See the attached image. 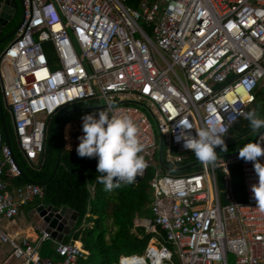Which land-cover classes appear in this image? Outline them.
Wrapping results in <instances>:
<instances>
[{"label":"built area","instance_id":"2783aa9c","mask_svg":"<svg viewBox=\"0 0 264 264\" xmlns=\"http://www.w3.org/2000/svg\"><path fill=\"white\" fill-rule=\"evenodd\" d=\"M19 2L21 22L0 55V87L24 158L36 165L49 116L82 102L99 101L109 115L119 109L138 129L146 167L137 176L150 171L152 220L134 227L152 236L142 255L121 256L117 264H175L173 258L229 264V257L232 264H264L253 162L232 151L203 163L176 139L186 123L192 136L214 129L227 145L237 124L248 120L255 92L264 87V0H156L138 9L123 0ZM139 106L153 116L157 135ZM258 131L251 142L264 144ZM191 157L198 170L172 173ZM258 159L264 163V156ZM233 164L241 170L242 201L230 191ZM19 174L0 130V242L21 264H76L87 252L75 241L58 242L42 230L31 240L2 229L20 206L43 196L31 183L8 190L5 179ZM46 240L56 243L58 260L40 258Z\"/></svg>","mask_w":264,"mask_h":264},{"label":"trees","instance_id":"16d2710c","mask_svg":"<svg viewBox=\"0 0 264 264\" xmlns=\"http://www.w3.org/2000/svg\"><path fill=\"white\" fill-rule=\"evenodd\" d=\"M143 1L154 2L156 0H123L124 4L138 9ZM22 19V7L20 3L12 18L0 32V55L7 44L13 40L15 31ZM47 50V47H46ZM52 61L51 53H48ZM51 68H54L51 66ZM256 100L251 107L258 116L264 118V87H259L256 92ZM99 101H86L70 107L63 108L47 119L44 139V152L40 161L35 165L29 163L20 151L12 125L10 112L2 98L0 87V130L3 141L11 149L15 163L20 174L15 177H7V188L11 190L31 183L42 187V198H35L32 202L21 207L22 212H28L39 204L45 206H66L77 213V219L70 235L62 239V243L70 240L79 241L87 253L76 264H117L121 256L142 255L147 247L151 234L145 232L142 227H134L136 220L150 222L151 190L149 187L150 171L137 182H121L119 187L106 191L104 185L96 179V158L80 157L76 150L64 148L63 127L66 123L79 120L84 114L94 113L92 109L99 106ZM77 108H82L76 110ZM83 108H90L85 111ZM70 110H75L69 112ZM251 128L249 120L238 123L232 131L240 137ZM242 139L232 141L224 145V153L236 151L244 144L250 142ZM215 151H222L217 147ZM184 170L174 171V174H187L198 170L199 166L195 157H191ZM230 191L237 201L244 200L243 181L240 166H229ZM219 188L223 189L219 176ZM222 202L225 203L224 198ZM56 244L46 240L40 244L39 256L51 260H58L55 253ZM178 264L176 258H173Z\"/></svg>","mask_w":264,"mask_h":264},{"label":"clouds","instance_id":"9594fccd","mask_svg":"<svg viewBox=\"0 0 264 264\" xmlns=\"http://www.w3.org/2000/svg\"><path fill=\"white\" fill-rule=\"evenodd\" d=\"M247 118L252 130L264 129V118L254 110L247 113ZM81 120L83 134L78 137L76 152L80 157L96 158V170L100 173L97 181L104 185L106 191L119 187L121 182L132 183L134 176L146 167L143 157L139 155L141 147L135 123L127 115L120 114L119 109L109 115L104 108L84 114ZM180 125L182 130L176 139L183 140V147L191 150L198 161H215V148L220 146L224 150L223 140L214 134V129L201 128L196 130V136H192L184 131L192 129L190 124ZM238 155L245 161L253 162L258 181L251 186V191L256 207L264 210V163L258 159L264 156V144L250 141L238 150Z\"/></svg>","mask_w":264,"mask_h":264},{"label":"water","instance_id":"95a60500","mask_svg":"<svg viewBox=\"0 0 264 264\" xmlns=\"http://www.w3.org/2000/svg\"><path fill=\"white\" fill-rule=\"evenodd\" d=\"M18 3H20L19 0H0V32L2 31L3 27L7 24V22L12 18ZM103 108L105 109L104 105L93 107L92 109ZM83 110L88 111L90 110V108H84ZM73 111L75 110H70L69 112ZM260 133H264V129H262ZM235 153H238V151ZM226 155L228 154H225V156ZM187 167L189 166H186L183 169H186ZM165 169L167 170L168 168L166 167ZM139 180V176H134L133 182H137ZM32 213H36L40 218V229L49 233L50 236L58 242H62V239L65 236L70 235V232L74 227L75 221L77 219V213L67 208L66 206L58 208L40 204L32 210Z\"/></svg>","mask_w":264,"mask_h":264},{"label":"crops","instance_id":"0c3cea01","mask_svg":"<svg viewBox=\"0 0 264 264\" xmlns=\"http://www.w3.org/2000/svg\"><path fill=\"white\" fill-rule=\"evenodd\" d=\"M95 107H98V106H95ZM93 110L96 112L99 109H93ZM75 121H77V120L68 122L65 125L70 126V123H73ZM65 125H64V127H65ZM64 127H63V129H64ZM62 135H63V131H62ZM234 135L235 134L233 133L232 134V140L233 141L239 140V137H237L238 139L237 138L235 139ZM63 140H64V148L65 149L76 150V149H71L69 147H65L66 137L64 135H63ZM5 181H6V179H5ZM6 184H7V181H6ZM12 190H14V188H12L10 191H12ZM32 201H30V202H32ZM30 202H28V203H30ZM27 204H25V205H27ZM25 205H22L19 207L18 214L15 216V218L13 220L3 222L1 224V226H2V229L4 230V232H6L9 235H16L18 237H28L31 240H35L41 234V229H40V221L41 220L36 213L35 214L32 213V210L35 209L36 207L31 209L28 212V214L25 215L21 210V207H23ZM75 243L82 247V245L79 241H75ZM38 252H39V250H38ZM0 264H21V262L18 259L11 256L10 246L7 244L1 243V242H0Z\"/></svg>","mask_w":264,"mask_h":264},{"label":"rangeland","instance_id":"374dc122","mask_svg":"<svg viewBox=\"0 0 264 264\" xmlns=\"http://www.w3.org/2000/svg\"><path fill=\"white\" fill-rule=\"evenodd\" d=\"M102 105L103 104L100 102L99 106H102ZM138 108L140 110H142L147 115V117H148V119H149V121L151 123V126L153 128V131H154L155 135H157L158 131L156 129V123H155V120H154L153 116L151 115V113H149V111L146 108H144L143 106H139ZM99 110H101V109H99ZM81 123H82V120L80 119V120H77V121H75L73 123H70V126L65 125V127L63 129V135L66 137L65 147H69L71 149H76L77 148V145L79 143L78 137L83 134L82 131H81ZM258 132H259L258 130H256V131L253 130L252 131V129H250L249 131L246 132V133H248L246 138L249 141H253ZM243 134H245V133H243ZM237 137L238 136L236 134L235 139ZM243 140L246 141L245 138ZM238 150H236V151H238ZM223 153H224L223 151H220V152L218 151V154H220V155H222ZM229 264H232V259L230 257H229Z\"/></svg>","mask_w":264,"mask_h":264},{"label":"flooded vegetation","instance_id":"af4514ba","mask_svg":"<svg viewBox=\"0 0 264 264\" xmlns=\"http://www.w3.org/2000/svg\"><path fill=\"white\" fill-rule=\"evenodd\" d=\"M77 109H82V108H77Z\"/></svg>","mask_w":264,"mask_h":264},{"label":"snow or ice","instance_id":"6c2138e0","mask_svg":"<svg viewBox=\"0 0 264 264\" xmlns=\"http://www.w3.org/2000/svg\"><path fill=\"white\" fill-rule=\"evenodd\" d=\"M147 91V89H145Z\"/></svg>","mask_w":264,"mask_h":264}]
</instances>
